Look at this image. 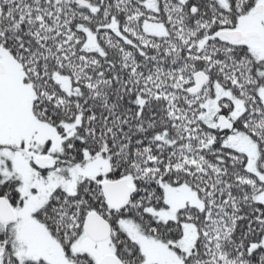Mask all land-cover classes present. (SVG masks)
<instances>
[{
    "label": "snow or ice",
    "instance_id": "6c2138e0",
    "mask_svg": "<svg viewBox=\"0 0 264 264\" xmlns=\"http://www.w3.org/2000/svg\"><path fill=\"white\" fill-rule=\"evenodd\" d=\"M0 264H264V0H0Z\"/></svg>",
    "mask_w": 264,
    "mask_h": 264
}]
</instances>
